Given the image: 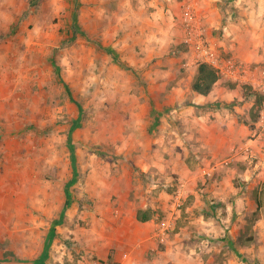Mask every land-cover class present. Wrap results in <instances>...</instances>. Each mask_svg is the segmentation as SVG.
Wrapping results in <instances>:
<instances>
[{
	"label": "rangeland",
	"instance_id": "obj_1",
	"mask_svg": "<svg viewBox=\"0 0 264 264\" xmlns=\"http://www.w3.org/2000/svg\"><path fill=\"white\" fill-rule=\"evenodd\" d=\"M188 9L224 63L264 69V0H0V264H264V163L207 160L223 107L192 88ZM237 86L245 150L264 97Z\"/></svg>",
	"mask_w": 264,
	"mask_h": 264
},
{
	"label": "crops",
	"instance_id": "obj_2",
	"mask_svg": "<svg viewBox=\"0 0 264 264\" xmlns=\"http://www.w3.org/2000/svg\"><path fill=\"white\" fill-rule=\"evenodd\" d=\"M219 83H220V80L214 85L212 91L209 94H207V95L200 94L204 98L203 100H205L207 103L210 102V104L211 103L217 104V101H219V100H221V103H223V100H226L227 98L232 97L236 92L239 93V88H240L239 86L234 88V90H228L227 88H220ZM225 90H226V95H228V94H231V95L226 97L225 93L221 92V91H225ZM221 103H218V105H221L223 107L221 109L223 111L222 112L223 114L221 115V117H219L220 120L219 119L209 120L203 124V127H201L202 131L209 130V134H207V135L204 132L205 137L203 138L204 143L202 144V146L205 147L206 156L211 157V159H207V160L215 161L218 157H219V159H222L220 157V156H222L224 158V161H220V163H219V168L221 170H224V169L226 170L228 168V166H227L228 164L226 165L225 163L237 162V161L239 162L244 157L248 158V156H250V154H251V156H255V158H256V156L260 157L259 158L260 162L264 163V127L260 128L261 130H259L258 134H257V131H254V135H257V136L255 139L250 140V142H252V143H248L249 145L253 144L251 146V149L246 150V148L249 147V145H247L245 147V150H244L243 145H239L240 144L239 138L241 137V135H240L238 130H239V128H241V126L240 125H239V127H237L238 125L236 126V124L239 123L238 120L236 119V114L234 112H232L230 109H228L227 108L228 106L226 104H224V103L221 104ZM191 112H192V110L190 109V113ZM206 113L207 114H205L204 117L207 116L206 117L207 120L210 119L208 114H213V116L214 115L220 116L219 115L220 110H214L212 107L207 108ZM212 121H214V122H212ZM211 131H214V132L217 131L216 133H218V135L221 134V136H223L222 138H224L223 142H224L225 150L223 149L224 151L220 152L221 155L214 153L213 149L216 147V145L214 142H212V138L210 136ZM237 131H238V133H237ZM207 137H210V138L208 139ZM194 141L191 142V144H193L194 148H196V146L194 145ZM196 151H198V150H196ZM237 170L238 169L234 168V170H233L234 175H236L238 173ZM257 171L258 170H256V169H253V171L248 169L244 173L240 172L238 174L241 177L250 178L252 176L255 177L257 175L256 174ZM255 184H256V180H252L249 187L254 188ZM212 193L216 194L218 196V198L222 199L223 201H226V199L228 198V195H230L231 193H238V191L236 189H234V187H232V186H231V189H227L225 186H224V188L222 186H220V187H216V190L213 191ZM239 193H240L239 196H241L242 192H239ZM145 194H146V200H148L150 195L148 193H145ZM245 196H247V193ZM240 199L243 200V198H240ZM237 204L238 205L235 208H237L241 213L242 207L240 206V203H237ZM225 206L227 209L232 208V204H230L229 202L226 203ZM200 208H203V207L200 206ZM136 219H137V216H136ZM144 222L145 221H142L141 223H144ZM115 258H118V255H116ZM122 258H121L122 259L121 261H124L125 257L123 256ZM101 259L106 260V257L102 256Z\"/></svg>",
	"mask_w": 264,
	"mask_h": 264
},
{
	"label": "built area",
	"instance_id": "obj_3",
	"mask_svg": "<svg viewBox=\"0 0 264 264\" xmlns=\"http://www.w3.org/2000/svg\"><path fill=\"white\" fill-rule=\"evenodd\" d=\"M184 42L192 51V57L200 63H208L219 74L233 77L239 84L251 86L259 95L264 97V69L253 70L248 66L235 63H224L216 48L208 41L201 19L189 9L185 13ZM264 100V98H263ZM264 103V102H263ZM259 124L264 127V109L261 111ZM246 150H250L249 147ZM127 257H125L126 259ZM95 264H99L96 262ZM105 264V263H102ZM106 264H135L132 259Z\"/></svg>",
	"mask_w": 264,
	"mask_h": 264
},
{
	"label": "trees",
	"instance_id": "obj_4",
	"mask_svg": "<svg viewBox=\"0 0 264 264\" xmlns=\"http://www.w3.org/2000/svg\"><path fill=\"white\" fill-rule=\"evenodd\" d=\"M220 78L221 75L214 67L208 63H200L192 82V88L199 94L207 95L212 91ZM154 212L153 208L139 209L137 211V219L139 221H148L153 217Z\"/></svg>",
	"mask_w": 264,
	"mask_h": 264
}]
</instances>
